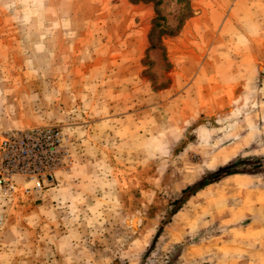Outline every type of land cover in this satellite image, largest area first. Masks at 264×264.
<instances>
[{
	"label": "rangeland",
	"instance_id": "1",
	"mask_svg": "<svg viewBox=\"0 0 264 264\" xmlns=\"http://www.w3.org/2000/svg\"><path fill=\"white\" fill-rule=\"evenodd\" d=\"M38 127L67 156L0 198V264H238L264 242L241 232L264 218V0H0V140Z\"/></svg>",
	"mask_w": 264,
	"mask_h": 264
},
{
	"label": "built area",
	"instance_id": "2",
	"mask_svg": "<svg viewBox=\"0 0 264 264\" xmlns=\"http://www.w3.org/2000/svg\"><path fill=\"white\" fill-rule=\"evenodd\" d=\"M67 142L60 127L20 129L4 135L0 140V198L27 197L51 187L66 159Z\"/></svg>",
	"mask_w": 264,
	"mask_h": 264
},
{
	"label": "crops",
	"instance_id": "3",
	"mask_svg": "<svg viewBox=\"0 0 264 264\" xmlns=\"http://www.w3.org/2000/svg\"><path fill=\"white\" fill-rule=\"evenodd\" d=\"M263 191H261V195L260 193L259 194H254V197H255V200H253L255 203V208H259L260 211H263L264 209V204H261L258 202V197L260 195V197H264V193L262 194ZM264 227V218L262 219H257V220H253V221H250V223L247 225V227L245 229H242L241 232L244 234V235H247L245 236V242L246 243H249V242H252L253 239L255 240V238L259 239V240H262L264 241V230H261V228ZM263 231V232H262ZM255 232H261V233H257V234H253ZM262 247H260L259 249L256 247V243L255 244H252V245H249L251 246L250 247H247L249 248V251L248 252H245V256H241V259L239 260L238 259V264H259V262H255V260H252V258L255 256V255H262L264 254V242H262Z\"/></svg>",
	"mask_w": 264,
	"mask_h": 264
},
{
	"label": "trees",
	"instance_id": "4",
	"mask_svg": "<svg viewBox=\"0 0 264 264\" xmlns=\"http://www.w3.org/2000/svg\"><path fill=\"white\" fill-rule=\"evenodd\" d=\"M234 174H240V172L233 171L231 170L230 167H227V168H222L221 170L215 173L205 176L193 186L188 187L185 190H183V196L180 198V200L175 202L176 204H175V208L173 212H177L180 206H182L191 196H193L194 194H196L198 191L202 190L209 184L218 181L220 177L230 176Z\"/></svg>",
	"mask_w": 264,
	"mask_h": 264
}]
</instances>
